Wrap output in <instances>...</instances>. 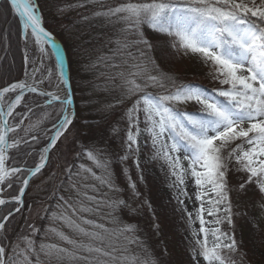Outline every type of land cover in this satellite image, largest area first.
<instances>
[{"label": "snow or ice", "instance_id": "6c2138e0", "mask_svg": "<svg viewBox=\"0 0 264 264\" xmlns=\"http://www.w3.org/2000/svg\"><path fill=\"white\" fill-rule=\"evenodd\" d=\"M90 2L100 5L95 17L121 25L109 40L114 45L111 55L100 57L109 69L108 90L118 96L100 113L110 121V110L122 106L126 127L109 125L111 138L119 139L122 151L79 143L76 157L86 158L93 167L81 163L75 171L72 166L65 168L75 197L60 195L55 186L36 192L38 204L56 201L55 208H44L54 223L38 241L41 229L26 220L29 231L17 234L15 218L25 209L34 178L51 166V156L62 150L81 117L74 108L64 55L43 25L38 0H0V15L6 24L9 16L16 18L24 43V79L9 76L0 83V264H158L148 253L138 225L117 215L127 210L134 216L139 210L122 197L126 189L115 182L113 165H126L129 160L140 175L134 181L128 167H122L127 190L139 207L152 209L147 199L140 200L138 188L145 180L141 137L154 150L145 164L162 162L179 210L186 216L192 264H244L237 221L258 225L237 198L257 191L264 214V0H122L116 5L83 0L79 6ZM145 26L175 55L196 57L217 86L184 83L162 72L150 54L155 45L145 35ZM10 35V26L0 28V59L6 63ZM53 56V63L47 65ZM53 85L54 90H49ZM22 102L24 109L17 113ZM180 105H193L196 110H181ZM42 139L46 143L37 152L35 144ZM78 142L77 136L72 144ZM233 177L238 180L235 186ZM89 180L107 188L102 201L89 195V190L98 191ZM102 207L108 209L101 217L107 223L89 218ZM31 209L28 204L27 210Z\"/></svg>", "mask_w": 264, "mask_h": 264}, {"label": "trees", "instance_id": "16d2710c", "mask_svg": "<svg viewBox=\"0 0 264 264\" xmlns=\"http://www.w3.org/2000/svg\"><path fill=\"white\" fill-rule=\"evenodd\" d=\"M83 0H38V3L41 6V12L43 16V23L45 27L51 31L63 44L68 62L70 73L72 76L73 84V94L75 98V110L79 113L81 120L77 125L76 130L73 132V135L79 137V142L72 147V154L69 159L66 161L63 160V150H61L56 155L51 156V166L46 168L34 178V183L32 185V192L28 196L26 201L25 209L22 210L21 214H17L14 225L16 228V233L27 234L29 231L26 226V220L30 222V217L34 212H37L34 224L37 228L41 229V232L36 236V239L39 241L44 237L45 230L49 227L51 222L46 214H44L45 206H50L55 208L56 201L49 200L47 205H41L36 203L37 197L36 192L44 189L50 191L52 187H57L60 191V195L65 197L73 196L75 197V192L71 190V183L67 179V174L65 173V168L72 166L73 170H77L79 165L83 163L86 167H93L90 161L84 157L77 158L76 153L79 151V143H84L85 145H95V146H110L114 151H122L119 148L120 141L119 139L113 140L111 138V129L110 123L114 126L120 127L121 129L126 127L122 119V106H118L115 109L110 110V121L102 119L100 109H103L106 105L114 103L118 93L116 91L108 90L107 76L106 73L109 72V69L105 67L103 62H100V57L110 56V49L114 45L109 43V40L112 37L113 32L111 31L116 28L112 24H107L102 18L95 17L93 13L100 9L98 3H87L85 7H80L79 4ZM122 2V0H104L106 4L116 5ZM63 8V11L60 9ZM87 17V19H84ZM16 18L9 16L8 23L6 24L5 20L2 27L6 26L11 27L10 35V44L11 48L7 54V63L0 59V76L4 78L0 83L6 82L9 76L13 80L20 79L23 73V53L24 47L22 46V37L18 35V25L15 22ZM145 35L152 40L155 47L151 51L152 57L155 59L159 69L162 72L169 73L178 78L179 81L187 83L186 80H181L179 75L181 72L180 59L173 51L168 48L163 41L157 40L156 36L153 37L152 31L145 26ZM109 33H111L109 35ZM73 34V37L69 39L66 38V35ZM24 44V43H23ZM135 52V49H133ZM3 56V53L0 52V57ZM9 56V57H8ZM11 64V67L9 65ZM95 64L96 67H91ZM76 67L81 70L85 69L86 73L91 70V72L100 77L99 82H92L86 85L82 96L87 98L88 101V111L90 109V116L84 114V107L81 104L83 98L80 97L78 93V88L75 86V78L73 73L75 72ZM90 74V73H89ZM87 75L85 78L86 82H89L91 78L90 75ZM208 84L209 81H207ZM212 85V84H210ZM213 86V85H212ZM207 87V86H206ZM87 90L90 93H86ZM149 91H155L149 89ZM81 98V99H80ZM87 121V123H85ZM72 135V136H73ZM70 140V139H69ZM40 143L35 144V148L40 147ZM59 147V145H58ZM56 150L54 149L53 152ZM128 167L129 173L134 180L138 177L137 169L132 162H126V165H113V170L115 172L116 184L121 189H126L122 193V197L132 205L134 208H138V212L133 216L127 210H123L117 213L120 220L126 223H132L138 225L140 229L139 235L143 239L148 253L158 261V264H190L188 257L190 259V254L173 236L174 234V224L172 219L165 218L163 214L156 213L152 210H149L147 206L139 207V201H134L131 198L130 190H127L128 180L127 177L122 173V167ZM97 171V174H100V171ZM55 173V175H53ZM78 177H73V181L78 180ZM90 184H97L98 191L92 192L89 190V195L97 196L98 200H103L104 193L108 190L105 187L98 185L96 181L89 180ZM67 189V191H65ZM110 195H113L110 193ZM144 195L142 194L140 200H144ZM31 204V212L27 210V205ZM108 209L103 208L97 215L90 216L91 219H97L98 222L107 223V219H101L105 215ZM154 213V216H153ZM39 215H43V218H39ZM87 215V214H85ZM154 225H159V228H155ZM112 226V225H109ZM63 231L68 232L67 228H64ZM13 235V241L16 239V234ZM51 242H56L55 237H51ZM244 264L245 261L243 260Z\"/></svg>", "mask_w": 264, "mask_h": 264}, {"label": "rangeland", "instance_id": "374dc122", "mask_svg": "<svg viewBox=\"0 0 264 264\" xmlns=\"http://www.w3.org/2000/svg\"><path fill=\"white\" fill-rule=\"evenodd\" d=\"M2 11V10H0ZM4 22L3 15H0V27H2ZM5 23V22H4ZM121 27L120 24H116V27ZM116 28H114L111 33L112 37H114L117 34ZM109 33V35L111 34ZM153 37L156 36L155 33H152ZM74 35H66V38L69 39L70 37H73ZM148 37V36H147ZM22 39V38H21ZM23 42V39H22ZM22 46L24 47V44L22 43ZM31 48V45H30ZM23 53V52H22ZM38 50L32 54V58L35 59L38 56ZM9 57V56H8ZM180 59V64L182 66L181 72H180V79L186 80L187 83H193V84H200L204 86L205 88L211 89L216 87L217 85L215 82L212 81L211 77L208 75L209 69L204 66L196 57H184V56H178ZM3 61V59H2ZM54 61V56L52 60L46 61L47 65H51ZM31 68V65H29V69ZM90 73V74H89ZM90 75L89 82L85 81V78L87 75ZM73 76L75 78V86L79 89L78 93L80 97L83 98V102L81 101L82 106L84 109V114L86 116H90V109L88 111V101L87 98H84L82 95L83 92H85V88L87 84H90L92 82L96 83L100 81V77L102 75H98L99 78H97L96 74L94 75L93 72L89 69V71L86 73L85 69L79 70L77 67L75 69V72L73 73ZM20 79H24V75L22 73V77ZM72 79V76H71ZM210 84H208V82ZM72 84V80H71ZM207 86V87H206ZM73 89V84H72ZM49 90H54L53 88H50ZM74 91V89H73ZM86 93H90L89 90H87ZM74 97V94H73ZM25 99L27 100L28 97L26 96ZM81 99V98H80ZM74 106H75V98H74ZM181 110H187L189 112L195 111V107L193 105H180L178 106ZM22 109H24V104L22 102L21 106L17 108L16 112H20ZM35 112L40 113V109H34ZM15 115V113H14ZM33 120L38 119V116H32ZM28 121H25L27 123ZM47 123V122H46ZM50 126V124H49ZM143 127V125H141ZM77 138V135H73L70 137L68 141H65L64 146L62 148L63 150V160L66 161L71 157V154L73 152L72 147V141ZM141 150H140V161L141 165L144 168V176L145 180L144 183H138V188L140 192L144 195V198L147 199L151 205H152V211L156 213L163 214L165 218H171L174 224V234L173 236L190 254V259L188 257V260L190 261V264H192L191 261V253H190V244L189 241L192 239L190 232L188 231V225L186 223V216L179 210V206L177 204L175 197V190L169 187L170 179L166 176V169L162 167V162L160 161H152L151 163L145 164V161L150 160L153 149L150 147V141L147 145L143 142V137H141ZM40 147H37L36 150L39 152L42 147L45 145L46 141L42 139L40 142ZM54 150V149H53ZM129 163L132 162L131 160L128 161ZM133 163V162H132ZM186 163V162H185ZM138 177L134 179V181H139V175L140 173L137 171ZM232 185L235 186L238 183V180L236 177L232 178L231 181ZM189 192H191V188H189ZM233 196H235V193H233ZM260 201V196L257 191H249L247 195H242L239 198H237V203H243L245 209L249 212V215L251 217H255L258 227H254L252 223L246 222L245 220H239L237 221V229H236V237L237 240L240 241V250L244 254L243 260L247 264H264V214H262V210L258 205V202ZM188 203L189 210H192V206L190 202ZM37 212H34L30 217V222L33 223L36 218ZM211 219V218H209ZM198 227V223L195 225Z\"/></svg>", "mask_w": 264, "mask_h": 264}, {"label": "water", "instance_id": "95a60500", "mask_svg": "<svg viewBox=\"0 0 264 264\" xmlns=\"http://www.w3.org/2000/svg\"><path fill=\"white\" fill-rule=\"evenodd\" d=\"M44 25V23H43ZM45 27V25H44ZM46 28V27H45ZM47 29V28H46ZM48 30V29H47ZM49 31V30H48ZM51 32V31H50ZM52 33V32H51ZM53 34V33H52ZM54 35V34H53ZM55 37V40H56V44L57 46L61 49L63 55H64V69H65V74L67 76L70 77V80H71V73H70V68H69V62H68V58H67V54H66V51H65V48L63 46V44L61 43V41L54 35ZM75 108V106H74Z\"/></svg>", "mask_w": 264, "mask_h": 264}]
</instances>
